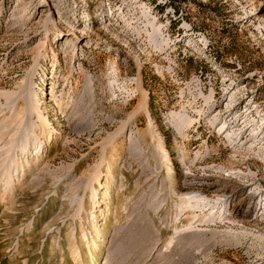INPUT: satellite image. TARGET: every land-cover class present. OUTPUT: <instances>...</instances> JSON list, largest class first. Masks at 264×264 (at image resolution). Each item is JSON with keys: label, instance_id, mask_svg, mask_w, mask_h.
<instances>
[{"label": "rangeland", "instance_id": "rangeland-1", "mask_svg": "<svg viewBox=\"0 0 264 264\" xmlns=\"http://www.w3.org/2000/svg\"><path fill=\"white\" fill-rule=\"evenodd\" d=\"M0 264H264V0H0Z\"/></svg>", "mask_w": 264, "mask_h": 264}]
</instances>
